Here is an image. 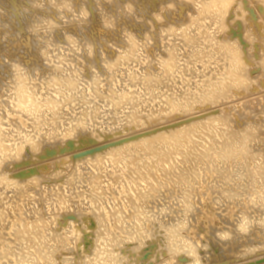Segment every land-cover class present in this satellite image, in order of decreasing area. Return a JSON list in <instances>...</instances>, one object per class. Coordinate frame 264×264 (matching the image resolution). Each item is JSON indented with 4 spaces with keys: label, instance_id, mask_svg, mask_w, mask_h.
<instances>
[{
    "label": "bare ground",
    "instance_id": "bare-ground-1",
    "mask_svg": "<svg viewBox=\"0 0 264 264\" xmlns=\"http://www.w3.org/2000/svg\"><path fill=\"white\" fill-rule=\"evenodd\" d=\"M10 1L11 0H5L4 2L2 1L3 3H1V11L3 12L7 10L5 12L7 15L8 9H10L13 16L11 20V14L7 15V17L9 16V19H5L6 23L3 24L7 26L6 28H8V26L9 29L10 27H12V29L15 30V34L19 37V40L17 39L18 42L26 45V48H28L29 50L32 49L31 54L35 56L37 62L39 61V58L41 59V62L39 61V63H36L35 61H33L32 63L29 62V64L25 60H22L19 61L18 64H15L16 62L13 61L15 66H12L13 64L10 61L11 63L6 64L5 69L7 70V65H10L9 72L12 70V68L14 70H17L16 72H20V74L16 73L15 71H11L10 73L15 72L13 73V77L15 75V78H17L18 76H22L21 82H25V80L29 81L32 79H36V77L38 76L43 79L42 82H45V85L46 83L48 85H50L51 83H58L59 86V83H61V85H63L61 88L63 92H60L58 90L59 87L57 90L60 92L59 95L62 97L60 100L63 102L64 99V102L63 106H60V109H63V111L61 112L60 109L55 111L54 107L56 108L58 106L59 108V100L55 101L56 98H51V96L49 97L48 95L44 94L45 90L43 94H36V90L35 94L33 95H35V99L40 98V100L37 99L38 102H40L35 105V102L33 100L31 101L28 99L29 96H27L26 98V96L23 95L26 88V86L24 88V82H22V85L24 83L23 89L21 88V86L14 87L15 91L24 90L21 93V96H24L26 98L25 99L24 97H20V92L18 91V94L14 93L17 95V97H20L19 99H21V101L19 102H16L17 100L15 101L16 103H18V105L15 104L17 107L19 106L18 109H15V106L11 107L8 102H5L6 105H10V109H8L9 111L6 110V114H4V112L3 114L5 115V117L8 114H12L13 118H11L12 124L10 125L9 130L5 133L4 130H6L7 127H4L8 123L4 124V122H2L4 118L3 114L0 116V139L5 138V140L12 142V140L9 139H12L14 136H18L17 138H20V140L18 139L20 142L15 143V145H5V143L2 141L1 142L4 144L0 143V194L1 191H7L13 194V196H9L10 199L6 203H4L5 201L3 203L2 201L0 202V235L4 238L2 241H0V264H264V58H262L264 56V0H210V3L204 4L206 5V8H204V6V10L202 12L201 10L200 12L198 11L200 14L205 13V17H208L213 21L212 24H214L216 28L210 31L204 30L205 24H201L200 22H198L200 21L199 19L201 17V15H198V12L196 13L197 16H189V18H186L190 19V21H188L189 24L191 23L190 25L188 24L189 26H194V23H199V26L196 25L198 26V32H195L194 28L192 32L190 30V32L186 33V30H184L183 33L185 34V36H183L181 39V45H183L184 47H189L191 49L193 48L194 50L192 52H189L187 56L183 57V54L181 53V50L183 48L181 46V48H179L176 53L173 52L171 48V50L168 49L169 51H165L166 56H164L165 54L161 57H158V55L155 56L156 58H161V60L162 58L165 60L166 57L172 56L173 54H175L176 57L174 56V62H164L162 60V63L160 64V72L157 70L150 71L148 69L150 72H147L148 74L146 75V77L144 75L145 78H143V80L146 81L142 82L141 80V84L139 81L140 86L142 87L143 85L142 92H144L145 95H149L151 97V94L155 92L156 89L162 87V85H164V82L166 83L165 79L169 77L174 78L175 74L178 73L179 75L181 74L178 79L180 80V83L183 87L182 95L177 97V93H173L172 97H169L172 101L171 104H173V109L169 114H158L153 117L147 112V114L139 115L136 119L137 122L135 121V123L136 127H138L137 124H139L138 120L140 119L139 121L142 122L143 125V128L141 129L137 128L133 129L132 131L131 126H134V122L133 125L120 124L121 126L119 128H116H118L119 132L121 131V135H119V132L117 133L119 135L118 137H120V139L123 138L124 140H122L121 142L113 141V143L111 141L115 137H113L114 135L111 136V134L116 133V128L112 129V124H109L107 122L112 121L114 118H118L115 116L120 110V103L116 100L117 98L119 99V97L121 98L122 96H126L130 93L128 89H126L127 87L137 86L138 81H136L135 79L136 75L132 74L131 78H126L129 82L128 83L126 81L128 83L125 86L126 88H124V86L122 87V89H120L121 87H115V89L118 90H112L110 89L112 87L110 85L109 90L112 91L111 94H108L110 92L109 90H106L108 85L105 81H102V78L104 77L103 75H105V72H113L116 67L118 68L120 55L115 56L117 55L116 53H118L117 51L114 53V56H111L112 52H108L109 54H111L109 55L111 56V58H108L107 53V60L104 61V63L106 62L107 67H105V69L103 67V69L105 70V72L103 71L104 74L101 75L102 73H100L99 75L98 71L95 72L94 70V73L92 74V71H90L89 73L92 74V76L90 75L91 78L89 79V81L82 74L80 68H77L78 72L76 73L78 74L73 75V71L69 75V72L65 73V68H60L61 66L57 67V65L54 66L45 64L46 57L49 54L51 55V52L54 53L55 48L54 50L52 49L54 45H50L49 39L46 43L44 41L43 43L42 41H40V37L35 36L34 38H31L29 36H26V29L35 30V27L31 25L32 21H30L29 14L39 13L41 16L43 15V22L46 23V26L47 24L54 26L55 20L58 19L55 18L59 17L56 15H62V11H60L59 9L61 8V5H66L72 0H15V4L12 2L13 5ZM124 1L125 0H123V2ZM81 2L83 3V1ZM93 2V0H90V3ZM126 2L128 6L129 4H131L130 6H140L141 9L142 5V8L144 9L146 0H126ZM86 3L89 4V1L86 0ZM98 3L100 2L98 1ZM124 4L126 3L124 2ZM178 4L179 3L177 0H158L156 4L158 5L156 6V12L151 9H149V11H153V17H155V13L156 15L161 17L160 15L166 11L165 7L169 6L167 11L170 10V12L168 13L171 14V11L179 10ZM92 7L93 6H90L89 8L91 9ZM118 7L120 8V6ZM132 7H130L129 11ZM89 8L85 7L82 12H84V15H86L85 20L91 19V23L93 17L90 18V14L93 10L91 9L90 12ZM53 9L56 13L54 15L53 12L52 17L51 12L53 11ZM132 12L136 14L133 10H131L129 14ZM141 12L144 14L143 11H140L139 13L142 14ZM145 14H147V12ZM174 14L175 13L173 12L172 15ZM158 16L157 19L159 20L156 21L157 23H159L158 21H160L159 24H161V21H163V17L159 18ZM13 18H15L16 21ZM60 18L62 17L60 16L58 21H61ZM150 19L151 18H149V20ZM163 19L165 20V18ZM99 20L101 19L99 18ZM151 22L152 19L150 23ZM150 23L149 25L152 24ZM207 23H209V21ZM94 25L95 24H93V26ZM239 25L243 26V30L240 31L241 33L237 31ZM122 26L125 27L124 25ZM72 27L74 28V26ZM82 27L83 26H81V30ZM104 27L102 28L103 30L105 29ZM165 27L166 26H164L163 24L162 27L159 25V29L161 28V32L165 30ZM77 28L80 29L79 26ZM85 28L83 30H85ZM131 28L129 27V29ZM152 28H149L152 30V32L157 34L161 33L160 30L159 32H157L158 28L154 29L153 26ZM201 28H203V31H201ZM123 29L124 28H122V30ZM72 31L73 30H71V32ZM77 31L80 32V30L78 29ZM111 32L113 33L112 30ZM128 32L130 33V31ZM148 32L150 33V30L147 31V33ZM147 33H145V35ZM125 34L128 35L127 32ZM204 34L207 35V37H205L206 35L204 36V40L206 42L203 47L204 49L202 50L205 52L203 53V55H200L197 53V51H201V49L199 48L204 44H202L201 41ZM68 35L70 34L68 33ZM147 36L145 37L146 43ZM108 37H110V34ZM161 37L159 38L160 40L162 39ZM63 38H65V40L69 38V42L72 39H70V36L67 38V35H64ZM80 38L83 39L82 43H84L85 34L84 38L82 36ZM121 38L124 39L125 36H122ZM136 38L135 40H137ZM141 38L143 39L144 37ZM149 38L150 34L148 39ZM131 39L133 41L132 36ZM159 39H157L158 42ZM91 40H93L92 37ZM91 40L89 39V42ZM141 40L138 39V41ZM152 40L153 38L151 39V41ZM108 41L111 42V39ZM112 44L113 43H111V46L109 44L108 45L112 48ZM85 45L89 47L90 44ZM100 45L101 43L99 44V46ZM114 45L115 44H113V46ZM125 45L127 46L128 43ZM93 46L91 45L92 48ZM139 46L141 47V45ZM91 47H89V49ZM116 47L117 45L115 46V48ZM111 48H109L110 51H112V49L113 51H115L114 48ZM119 48L120 47H118V49ZM4 49L6 48L0 45V55H2V51L4 53ZM106 50L108 49L106 48ZM123 50L124 48H122V50L120 49V51ZM129 51H131V49ZM101 52L102 51H100V58L102 57ZM124 52H127V49L126 51H123V53ZM5 53L4 55L6 56ZM91 54L94 55V52H91ZM180 54H182L181 58ZM93 55L91 57H93ZM8 56H10V54L7 55V58H9ZM71 56L73 55L68 56L67 59L72 60L73 57L71 58ZM91 57L87 56V58H89V62H92ZM207 57L208 59L210 57V60H204V58ZM63 58H66V55L65 57L63 56ZM82 58L83 61H86L84 60V57ZM100 58L98 59L99 61L102 60V58ZM75 59L77 60V57L74 58V60ZM166 59L168 60V58ZM212 59L215 62L226 61L227 59V63L225 62L226 65L223 68L224 74L226 76L229 75L230 78H227V80L225 79L226 81H216L219 86H221V84L222 86L220 87V91L217 93L215 92L216 94H214L213 97L210 96L212 95L211 92V94H204L206 86L201 85L200 83L197 84L193 88V92L195 95H199V93H202L200 97L201 101L199 103L195 102L196 104H193L192 102H194V100L192 101L191 98H187L189 97V95L193 94V92L191 91V82L194 81L193 78L197 76V74L205 76L204 74L208 73V71L206 73L205 70H202V67H206L208 62L213 61ZM10 60H13V56ZM74 60H72V62ZM72 62L70 64H72ZM85 63H87V66H89V63L87 61ZM92 63H95L96 65V62ZM158 63L159 61L157 62V64ZM44 64L46 66L45 68L43 67ZM82 64L84 63L81 62V66ZM101 64L100 66H105L104 64ZM190 65L194 67V70L200 71V73H196V71H194L193 68L190 67ZM87 66L85 65V67ZM75 67L73 68L75 69ZM96 67L98 66L96 65ZM96 67H94V69H97ZM71 68L72 67H70V69ZM88 68L90 69V66ZM19 69L20 71H18ZM120 69L123 68L120 67ZM255 69L260 70L257 73V75H260V78L254 76L253 70ZM4 70L3 72H5ZM188 71L191 72L188 73ZM6 76H8V73L4 75L5 78H8ZM126 76L128 77L129 75ZM79 77H81L82 79H79ZM113 77L115 78V76ZM163 77L165 78L162 79ZM108 78L109 77L106 75V81L110 82V78ZM12 80H14V78L11 79V81ZM17 80H14L12 83L16 82ZM5 82L9 84V81L7 82L6 79ZM210 82L214 83L211 80ZM210 82L208 81L206 85L208 84L209 86ZM6 83L1 82L0 84V101H2L0 103L3 104V107L5 105L3 101H7V99L11 97L10 96L7 98V96H9L10 94V91L9 89L7 90V88L10 87L11 90L13 88L12 86H9L10 84L8 85V87ZM104 83L107 86H105ZM111 84L113 83L111 82ZM36 85L40 86V83H37ZM252 89H259V94H256ZM120 91L122 94H120ZM118 92L120 95H117ZM6 93H8L7 96H5ZM47 93L49 94L50 92L47 91ZM142 95L143 93L139 94L136 99H134L133 97L131 98H133V101H143L147 103L145 99H142ZM4 96L6 99L3 98ZM1 97L4 100H2ZM31 97L33 98L32 95ZM234 98H236V100L238 101L235 104L233 103L231 106L228 105L231 103V100H234ZM14 99H16L15 96ZM27 99L29 100V102H32V104L29 103V106H26L28 102L25 103L26 101H28ZM24 100H26L24 102L25 104L22 105L21 102ZM98 100H101L105 104H114V107L112 106V111L111 109H107L108 107L105 106V104L103 105L107 110H109V114L107 113L109 117L107 116L108 118H106L109 120H104L105 115L102 116V113L106 111L102 109L101 101L99 102ZM15 102L13 101V104ZM51 103L54 104V107L50 106ZM148 103L147 105H149ZM2 104H0V106ZM136 104L137 103H135V105ZM64 105L69 106L67 107L68 110L64 109ZM76 105H79L80 111H78V109L75 107ZM218 105L222 106V108L220 107L217 109L216 107ZM8 106L6 107L8 108ZM49 106L51 109H53L50 110ZM198 106L203 107V109H200L199 111L196 110V107ZM75 108L77 109V112L75 114L73 112L72 114L71 111L73 109L75 110ZM213 108H216L217 111L215 110L213 112H209V109L211 110ZM101 110L104 112H102ZM207 111L209 112V114H207ZM203 113L206 114L198 117L199 114ZM110 114H112V116H110ZM62 115H68V118L63 119L64 121L62 126L65 127L64 129H62V126L59 128L57 125V118L62 117ZM101 116L104 117L103 121L101 119ZM5 119L3 121H5ZM210 119L215 120V125L213 126L216 130V133L220 135L219 132H221L222 136H224L225 138L222 137L224 139L223 142H221V146L217 145L219 147H214V149H216L217 151L212 149L213 152L211 151L209 153L204 151V153H201L205 156V158H210L208 159V162H205L208 163V166H201L198 165V162H195V160L196 158H198V156L200 157L202 155H200L199 153L196 158L193 157L194 155H197L198 152L196 151L199 148L198 146L200 144L194 145V142H192L191 140L192 138L188 139V135H190L191 130L195 129L196 127H202L204 123L205 125H207V123L208 125H211L210 121L207 122ZM153 120L156 121L152 123ZM123 121L120 122L123 123ZM149 124H152L151 127H148ZM100 125L102 126L100 127ZM43 126L45 128H43ZM125 126H128L129 129H125ZM236 126H238V128ZM203 127L202 129L204 130ZM209 127L207 128L209 129ZM39 128L45 129V133L40 132L42 134L40 135V138H38V141L33 140L34 137H37L35 136L36 134H40L35 133L37 132V130H40ZM235 128L238 129L239 132L235 130ZM60 129H62L61 131L63 132L65 131V134L61 133L59 131ZM198 130L200 129L198 128ZM21 133L23 134L22 136ZM192 133L194 134V131ZM19 135L21 137H19ZM105 139L108 142L110 141L112 144H108V142H106L104 144H107V147L105 145V148H102V142L100 143V141ZM211 139L213 138L211 137ZM96 141H98L101 145H99V143ZM188 142H190V144H188ZM96 143H98V145L101 146L100 148L102 149L95 150V147L97 146H95ZM89 144L93 145H91L92 148L95 146V152L89 154L90 158H92V161L103 163V157L105 155L114 157L116 156L118 160H121L123 158V170H127L128 174L126 171L127 175H124L127 182H120V185L118 187H115L114 189H111L109 186L108 188L107 186L105 188L101 180L102 177L100 175L89 178L90 181L83 180V182L88 185L84 186L86 193H95L96 195L102 193L98 192L99 190H103L105 196V198H99L97 196H94L93 194H87L86 196L90 197L91 199L89 200V203H84L80 196H75L72 193L68 195V186L73 185V178H71L70 180L68 176L74 175L82 170L84 166L83 164H85L84 161L86 160L85 156L87 157L88 154H86L85 156H77L75 160L74 158L70 159V156L66 157V155L68 156V154H65V157H63L64 154L61 152H63L70 146H88ZM171 146L175 151L178 150L177 152L180 155L185 156V161L182 160L181 163H183L185 166L190 167H184L181 169L176 167L180 170H178V175L172 177L173 180L172 178H170L171 175L169 176V178L174 181L173 183L170 179H166V176L168 177V174L172 172V168H170V165L172 164H169V167L167 168L165 163L168 159V156L166 157V160L163 156L165 148H167L168 152ZM195 146H197L198 148ZM141 147H150L151 150H156L158 156L162 152L163 153L160 155V159L159 157H157L158 160L153 162V165L148 164L149 166H146L145 163L140 162L143 160L141 157H133L135 150ZM194 148H197L195 151H193L196 153H192L194 154L192 155L191 152ZM201 148L205 147L203 146ZM79 149H76V151L79 152ZM82 149L80 151L84 150ZM201 150L199 149V151ZM171 152L170 155L173 153ZM57 155H62L63 158H61V160H59L60 158H58L57 160L56 157H59ZM166 155L168 154L166 153ZM162 157L164 158V161L162 160ZM134 158L139 161L135 160ZM202 159L205 160L203 156ZM169 160L170 159H168L167 163H170ZM180 160L181 159H179V162ZM42 161L49 162H46L47 164L44 163L45 165H43L41 163ZM38 162H40L43 166L38 167ZM20 164L22 168L23 166H26V168L28 169L26 172L18 175L19 173L17 171L19 169H22L21 167H19V169L17 168ZM69 172H71L72 174L69 175ZM61 173H63V175ZM134 173L137 174V176L134 177ZM81 176H84V174H81ZM62 178L65 179L67 184L69 183L68 186L67 184H65L67 186L66 189L68 188V191H61V188H64L62 187V183L61 188H59V192H57L58 190L54 189L57 193H55V191L54 193H52V191L49 189V186L52 183L55 184V182H58ZM138 179H140L141 182H144V184H138ZM35 181V186H37L38 188L33 191L32 186ZM134 183H137V187L135 186L136 188H133ZM54 184H52V186ZM59 185L60 183L58 184V187ZM55 187L56 186L54 185L53 188ZM138 188L139 190L136 191V189ZM108 189H110V191H114V194L118 195L119 197L117 198H119L120 200L113 207V212L109 210V207L107 209L108 205L106 202V195L109 193ZM49 190L52 193H50V195H48ZM85 192L83 194H85ZM110 198L112 197L110 196ZM150 199H152V203H154L151 210H153L154 207L158 210L157 213L154 212L156 213V215L152 214L154 217H149L148 215L146 216V213L149 211V207H146V205L150 203ZM110 200L108 199V201ZM206 206H209L211 210H207L205 208ZM123 208H127V210L129 211L130 209L128 208L134 210L130 212L127 211L129 215H122L121 217H118L119 215L116 214L118 212L123 213ZM21 215H25L27 218L23 216L25 219L22 220L20 217ZM112 216H115V221L113 220L114 222H112V224H109L111 222ZM6 217L12 218V220L8 221ZM127 218H131L133 219V221H131L132 224L130 225L131 230H125L124 232V228L116 223L124 222ZM113 223H115V225H113ZM78 225H82L84 230L83 232H81V230L79 229L82 235L81 237H84L83 240H80L81 238L78 239L79 244L78 241H76L77 238H79V232L77 228ZM37 232H42L40 234V237L39 235H37ZM4 235H7L8 237H4ZM24 235H27L28 237L25 238ZM24 239L26 240L25 242H23ZM82 242H89L90 245L86 246L82 244ZM23 243L29 244L24 246Z\"/></svg>",
    "mask_w": 264,
    "mask_h": 264
},
{
    "label": "rangeland",
    "instance_id": "rangeland-1",
    "mask_svg": "<svg viewBox=\"0 0 264 264\" xmlns=\"http://www.w3.org/2000/svg\"><path fill=\"white\" fill-rule=\"evenodd\" d=\"M5 1V0H0V7H1V3H3V2ZM14 1L15 0H11L10 2L12 3H14ZM81 1H83V3L81 2ZM87 1H89V4L88 3H86V0H72V1H70L68 4H66V5H61V8H59L60 9V11H62V15L61 14H58V15H56V16H61L62 18H60L61 19V21H58L59 20V17H56L55 19H57V20H55V23H54V26L53 25H48L47 24V26H46V23L45 22H43V15L41 16L39 13H34V14H29V16H30V21H32V24L31 25H33L34 27H35V30H30V29H26V31H25V34H26V36H29V37H31V38H34L35 36H37V37H40L41 39H40V41H44L45 43L48 41V39H49V43H50V45L51 46H53V50H54V48H55V50H54V53L53 52H51V55L49 54L47 57H46V60H45V64H49V65H57V67H59V66H61L60 68L61 69H64L65 70V73H68L69 75H70V73L71 72H73L74 71V73H72L73 75H76V74H78V73H76V72H78L77 71V68L79 69L80 68V71L82 72V74L88 79V81H89V79L91 78L90 77V75L92 76V74L94 73L93 72V70L95 71V72H97L98 71V74L100 75V73H102L101 75H103L104 74V72H105V67H107V65H106V62L104 63V61L105 60H107V53L109 52V53H111V54H109L108 53V58H111V56H114V53L117 51L118 53H116L117 55H115V56H118V55H120V59H119V65H118V68L116 67V69L111 73V72H108L109 74H110V76H109V74L108 73H106L105 72V75H103L102 77V81L104 82H106V84L108 85H106L105 83V86H107V89L106 90H109V88H110V85L112 86L110 89H112V90H118V89H115V87L117 88V87H121L120 89H122V87L124 86V88H126L125 86H126V84H128L129 82L127 81V79L126 78H131L132 77V74H134V75H136V81H138V83H137V86H132V87H127L126 89H128V91L130 92L129 94H127L126 96L124 95V96H122L121 98L119 97V99L117 98V100L116 101H119V107H120V110H119V112L117 113L118 114V116H117V114H116V116L115 117H118V118H114L112 121H106L107 123H109V124H112V129L113 128H116V127H120L121 125L120 124H129V125H133V122H134V126H131V130L133 131V129H141V128H143V125H142V122H140L139 120H138V123L140 124V126H139V124H137L138 125V127H136V123H135V121L137 122V117L139 116V115H143V114H147V112H148V114L149 115H152L153 117L154 116H156V115H158V114H162V115H166V114H169V113H171V110L173 109V104H171V100H170V96L172 97V94L173 93H177V97H179L180 95H182V92H183V87H182V85H181V83H180V80L178 79L179 78V76L181 75H179L178 73H176L175 74V77L173 78V77H169V78H167V79H165L166 80V83L164 82L163 84L164 85H162V87H160V88H158V89H156L155 90V92H153L152 94H151V97L149 96V95H145V93L144 92H142V88H143V85H142V87L140 86V84H141V80H142V82H144V81H146V80H143V78H145L146 77V75L148 74L147 72H150V71H152V70H154V71H159L160 72V68H161V61L163 60L164 62H170V61H173L174 62V56H175V54H173L172 56H169L170 58H171V60H170V58L169 57H166V58H168V60L165 58V60L162 58V60H161V58H158L159 56L161 57L162 55H164V56H166V53H165V51H167L168 49L169 50H171V48H172V51L173 52H177V50L179 49V48H181V46H182V50H181V53L183 54V57H185V56H187L188 55V53L189 52H192L194 49L192 48H189V47H184L183 45H181V43H182V41H181V39H182V37L183 36H185V34L183 33L184 32V30H186V33L187 32H190V30H191V32H192V30H193V28H194V30H195V32H198V26H199V23H197V24H195L194 23V26L193 25H191V26H189L190 24H189V22L188 21H190V19H186V18H189V16L191 17V16H197L196 15V13L199 11L200 12V10H201V12L204 10V8H206V5H204V4H207V3H210V0H177L178 1V9L179 10H175V11H171L172 13L170 14V13H168V12H170V10L169 11H167L168 10V7H165V9H166V11L165 12H163L160 16L161 17H159L158 15H156V13L154 14V16L155 17H153L152 16V14H153V11L154 12H156L155 10H157V7L156 6H158V5H156L157 4V2H158V0H146V3H145V6H144V4H143V6H144V9L142 8V5H141V9H140V6H130L131 4H129V6H128V4H127V2H126V0L124 1L126 4H124V2H123V0H96V2H95V0H93L94 2L93 3H90V0H87ZM98 1L100 2V3H98ZM151 1V2H150ZM153 1V2H152ZM9 2V3H10ZM110 2V3H109ZM148 2H149V4H148ZM13 3H12V5H13ZM156 3V4H155ZM182 3V4H181ZM15 4V3H14ZM72 4V5H71ZM91 4V5H90ZM147 4V5H146ZM84 5V6H83ZM93 6L91 9L93 10L92 12H91V9L89 8L90 6ZM100 5V6H99ZM117 5V6H116ZM122 5V6H121ZM149 5H150V7H149ZM154 6V8H153V6ZM78 8H77V7ZM89 6V7H88ZM107 6V7H106ZM118 6H120V8L118 7ZM181 6V7H180ZM205 6V7H204ZM67 7V8H66ZM80 7V8H79ZM85 7H87V8H89V11L91 12V14H90V18H92V21H91V23H90V20L91 19H89V20H85L86 19V15H84L85 13L84 12H82V10L85 8ZM96 7H97V9H96ZM130 7H132L131 8V10H133V11H135V13L136 14H134V12H132V13H130L129 14V12H131V10L129 11V9H130ZM136 9H135V8ZM204 7V8H203ZM76 8V9H75ZM134 8V9H133ZM138 8V9H137ZM181 8V9H180ZM64 9V10H63ZM139 9H140V11H143L144 12V14L142 13V14H140L139 12ZM143 9V10H142ZM149 9H151V10H153V11H149ZM10 9H8V12H7V15H9V14H11V10L9 11ZM96 10H98V11H96ZM100 10H101V12H100ZM106 10V11H105ZM109 10V11H108ZM147 10V11H146ZM196 10V11H195ZM7 10H5V11H1V9H0V45L1 46H3L4 48H6V49H4V53L5 52H8V53H5L6 54V56L4 55V53H3V51L1 52L2 53V55H0V84H1V82L2 83H6L5 82V79H6V81L8 82L9 81V84L8 83H6L7 84V86L9 85V86H12L13 88H12V90H11V88L9 87V88H7V90L9 89V91H10V94H9V96H7L8 95V93H6V95L5 96H7V98L8 97H10V98H8L7 99V101H3V103L5 104L4 105V107L6 108H4L3 107V104L2 103H0V104H2L1 106H0V112H1V114H0V116L3 114V112H4V114H6L7 113V111L6 110H8V109H10L9 107H10V105H11V107H14L15 109H18V107L16 106V105H18V103H16V102H19V101H21V99H19L20 97H24V96H21L22 94V92L24 91H20V90H14V87H20L21 86V88L23 89V85H24V83H25V85H24V88H25V86H26V88H25V91H24V93H23V95H25L26 96V98H27V96H29L28 97V99L29 100H33L34 102H35V105H37L39 102H38V100L37 99H39L40 100V98H36L35 99V95H33V94H35V92H36V90H37V92H36V94L37 93H42L43 94V92H44V90H45V92H44V94H46V95H48L49 97L51 96V98H56L55 99V101H58L59 100V102H58V105H59V108H58V106L55 108L54 107V104H52V103H55V102H52L51 104H50V106L51 107H54V109H55V111L56 110H58V109H60V106H63V102H64V99H63V102L60 100L62 97L59 95L60 94V92L62 91L63 92V90L61 89L62 88V86L63 85H61V83H59L60 85L58 86V83H51L50 85H48L47 83H46V85H48V86H50V87H48V86H46L45 85V82H42V80L43 79H41L40 77H36V79H32V80H25V82L24 81H22V82H24L23 83V85H22V82H21V80H22V76H18L17 78H18V80H17V78H15V75H14V77H13V73H15L17 70H14L12 67V70L11 71H15V72H13V73H10L9 72V67H10V65H7V70H8V72H7V70L5 69V67H6V64H10L11 62H12V66H15V64H18V62L19 61H22V60H25L26 62H30V63H32L33 61H35L36 63H39V61L41 62V59L39 58V61L37 62V59L35 58V56L33 55V54H31L32 53V49H28V48H26V45H24L23 43H21V42H18V40H19V37L15 34V30H13L12 29V27H10V29H12V30H10L9 29V26H8V28H6L7 26L6 25H4L3 23H6V20L5 19H9L8 17H7V15H6V12ZM103 11V12H102ZM129 11V12H128ZM147 12V14L150 16H148L147 14H145L146 12ZM178 11H179V13H178ZM184 11V12H183ZM53 12H54V15H55V10L53 9V11L50 13L51 14V16L53 17ZM93 12H95V13H93ZM107 12V13H106ZM138 12V13H137ZM149 12V13H148ZM150 12H152V13H150ZM167 12V13H166ZM173 12L175 13L174 15H172L173 14ZM177 12V13H176ZM198 12V13H199ZM2 13H5V14H2ZM93 13V14H92ZM100 13V14H99ZM119 13V14H118ZM65 14V15H64ZM109 14V15H108ZM165 14V15H164ZM3 15H4V17H3ZM97 15V16H96ZM103 15V16H102ZM107 15V16H106ZM168 15V16H167ZM170 15V16H169ZM198 15H201V17H200V21H198V22H200L201 24H205L204 25V27H205V29L204 30H207V31H210V30H214L215 28H216V26L214 25V24H212V20L210 19V18H208V17H205L206 16V14L204 13H199ZM123 16H124V18H123ZM143 16H145V17H143ZM148 16V17H147ZM152 16V17H151ZM157 16L159 17V18H165V20L162 18V20L164 21V23H163V21H161V24H159L160 23V21H158L159 23H157V21L156 20H159V19H157ZM167 16V17H166ZM186 16H188V17H186ZM2 17H3V19H2ZM12 14L10 15V19L12 20ZM94 17H95V19H94ZM98 17V18H97ZM105 17V18H104ZM142 17H143V19H142ZM177 17V18H176ZM205 17V18H204ZM99 18L101 19V20H99ZM116 18V19H115ZM126 18V19H125ZM140 18V19H139ZM149 18H151L152 19V24L150 23V21H151V19L149 20ZM171 20H170V19ZM182 18V19H181ZM13 19H15V18H13ZM83 19H84V21H83ZM139 19V20H138ZM175 19V20H174ZM5 22H4V21ZM104 20V21H103ZM146 20H147V22H146ZM149 20V21H148ZM182 20V21H181ZM14 21V20H13ZM15 21H16V19H15ZM75 21V22H74ZM95 21V22H94ZM99 21V22H98ZM107 21H109L110 22V24H109V22H107ZM135 21V22H134ZM142 21H143V23H142ZM168 21V22H167ZM209 21V23H207ZM58 22V23H57ZM77 22V23H76ZM113 22V23H112ZM69 23V24H68ZM71 23V24H70ZM80 23V24H79ZM84 23V24H83ZM87 23H90V24H87ZM105 23H106V25H105ZM130 23V24H129ZM149 23L151 24V25H149ZM178 23V24H177ZM74 24V25H73ZM77 24V25H76ZM93 24H95L94 26H93ZM103 24V25H102ZM121 24V25H120ZM162 24L164 25V26H166L164 29L165 30H163L162 32H161V28L159 29V25L162 27ZM189 24V25H188ZM67 25V26H66ZM74 26V28L72 27V26ZM102 27H101V26ZM107 25H108V28H107ZM122 25H124L125 27H123ZM149 25V26H148ZM196 25H198V26H196ZM5 28H4V27ZM51 27V28H49V27ZM79 26L80 27V29L79 28H77V27ZM81 26H83L82 27V30H81ZM105 26V27H104ZM152 26L154 27V29L156 28H158V31L157 30H155V31H157V32H159V30H160V32L161 33H154V32H152V30L151 29H149V28H152ZM173 26H175V27H172ZM53 27V28H52ZM86 27V28H85ZM101 27V28H100ZM105 28L104 30L102 29V28ZM111 27V28H110ZM121 27V28H120ZM129 27L131 28V27H133V28H131V29H129ZM85 28V30H83ZM107 28V29H106ZM116 28V29H115ZM122 28H124L123 30H122ZM125 28H126V30H125ZM135 28V29H134ZM192 28V29H191ZM208 28V29H207ZM243 28V26H241V25H239L238 26V32L239 33H241L240 31L241 30H243L242 29ZM69 29V30H68ZM77 29L78 30H80V32L79 31H77ZM90 29H92V30H90ZM110 29V30H109ZM119 29V30H118ZM128 29V30H127ZM153 29V28H152ZM65 30H66V32H65ZM71 30H73L72 32H71ZM87 30V31H86ZM95 30V31H94ZM103 30V31H102ZM106 30H108V31H106ZM111 30L113 31V33L111 32ZM116 30V31H115ZM131 30H132V32H131ZM133 30H136V31H133ZM146 30V31H145ZM150 30V33L148 32L147 33V31H149ZM82 31V32H81ZM99 31H101V32H99ZM117 31H118V35H117ZM125 31V32H124ZM128 31H130V33L128 32ZM201 31H203V28H201ZM76 32V33H75ZM90 32V33H89ZM92 32V33H91ZM127 32V34L128 35H126L125 33ZM134 32H137V33H134ZM147 33L148 34V36H147V34L145 35V33ZM61 33H62V35H61ZM68 33L70 34V35H68ZM80 33V34H79ZM105 33V34H104ZM110 34V37H108L109 36V34ZM144 33V34H143ZM67 35V38L70 36V42H69V38L68 39H66L65 40V38H63V36L64 35ZM74 34H76V35H74ZM84 34H85V41H86V39H87V41L85 42L84 41V43H82L83 42V39L82 38H80L81 36L84 38ZM97 34H101L100 36L99 35H97ZM108 34V35H107ZM112 34V35H111ZM129 34H130V36H129ZM132 34H134V35H132ZM149 34H150V41H151V39L153 38V40L150 42L149 41V39H148V37H149ZM161 34V35H160ZM72 35H74V36H72ZM80 35V36H79ZM93 35V36H92ZM95 35V36H94ZM97 35V36H96ZM103 35V36H102ZM136 35H137V38H136ZM144 35V36H143ZM157 35V36H156ZM160 35V36H159ZM163 35V36H162ZM206 34H204L203 35V37H202V39H201V41H202V44H203V46H201L199 49H201V51H197V53L198 54H200V55H203V53L205 52V51H202L204 48V45H205V38H204V36H205ZM17 36V37H16ZM49 36V37H48ZM51 36V37H50ZM61 36V37H60ZM79 37V39H78V37ZM113 36V37H112ZM117 36V37H116ZM124 37L125 36V38L126 39H128V40H126L125 38L123 39V38H121V37ZM128 36V37H127ZM131 36H132V38H133V41H132V39H131ZM147 36V39H146V41H147V43H148V41H149V43L147 44L146 42H145V37ZM162 36V37H161ZM44 37V38H43ZM59 37V38H58ZM75 37H77V38H75ZM91 37H92V39L93 40H91ZM100 37H102V38H100ZM105 37V38H104ZM115 37V38H114ZM120 39H119V38ZM130 37V38H129ZM137 39V40H135V38ZM141 37H144L143 39L141 38ZM162 38L161 40L159 39V38ZM175 37H178V38H175ZM205 37H207V35L205 36ZM51 38V39H50ZM97 38V39H96ZM98 38H100L101 40H103V41H101L100 39H98ZM109 38V39H108ZM113 38V39H112ZM155 38V39H154ZM159 39V42H158V40L157 39ZM18 39V40H17ZM54 39V40H53ZM58 39V40H57ZM89 39L91 40L90 42H89ZM94 39H96V40H94ZM111 39V42L110 41H108V40H110ZM116 39V40H115ZM121 39H123V40H121ZM138 39L139 40H141V41H138ZM178 39V40H177ZM99 40V41H98ZM115 40V41H114ZM53 43H52V42ZM117 41V42H116ZM120 41V42H119ZM123 41V42H122ZM126 41H127V43H128V45L126 46L125 44H127L126 43ZM135 41H136V43H135ZM138 41V42H137ZM143 41V42H142ZM43 42V43H44ZM92 42H94V43H92ZM108 42V43H107ZM143 43V45L145 46H143L142 45V43ZM152 42H155V43H152ZM56 43V44H55ZM101 43V45L99 46V44ZM105 43V44H104ZM111 43H113V44H115L114 46H113V44H112V48H114V50L115 51H113V49L110 47L111 46ZM121 45H120V44ZM139 43V44H138ZM145 43V44H144ZM151 43V44H150ZM85 44H87V45H89V47H91V45L93 46V44H94V46H93V48L91 49H89V47L88 46H86ZM110 46H109V45ZM124 44V45H123ZM130 44H131V46H130ZM134 44V45H133ZM150 44V45H149ZM157 44H158V46H157ZM159 44H160V46H159ZM56 45V46H55ZM97 45V46H96ZM105 45V46H104ZM117 45V47L115 48V46ZM139 45H141V47L139 46ZM148 45V46H147ZM175 45V46H174ZM125 46H126V48H125ZM130 46V47H129ZM133 46H135V47H133ZM155 46V47H154ZM87 47V48H86ZM96 47H97V49L98 50H100V51H102L101 52V58H102V60L101 61H99L98 59L100 58V51H98L97 49H96ZM118 47H120L119 49H118ZM124 48V50L123 51H126V49H127V52H124L123 53V51H120V49L122 50V48ZM129 47V48H128ZM132 47H133V51H132ZM140 47V48H139ZM148 47V48H147ZM95 48V49H94ZM106 48L108 49V50H106ZM109 48H111L112 49V51H110L109 50ZM143 48V49H142ZM154 50H153V49ZM155 48H156V50H155ZM158 48V49H157ZM103 49H104V52H103ZM118 49V50H117ZM131 49V51H129ZM6 50H8V51H6ZM69 50V51H68ZM87 50V51H86ZM146 50V51H145ZM154 52H152V51ZM161 50V51H160ZM168 50V51H169ZM175 50V51H174ZM56 51V52H55ZM107 51V52H106ZM145 51V52H144ZM152 53H151V52ZM163 51V52H162ZM91 52H94V55L93 54H91ZM96 52V53H95ZM98 52V53H97ZM105 52H106V54H105ZM121 52V53H120ZM128 52H130V53H128ZM157 52V53H156ZM103 53V54H102ZM151 54V56H150V54ZM160 53V54H159ZM8 54H10V56H8L10 59H12V56H13V60H10L9 58H7V55ZM31 54V55H30ZM56 54H59V55H56ZM65 57V55H66V58H63V56ZM90 54V55H89ZM122 54V55H121ZM152 54H153V56L155 57V56H157L158 55V57L155 59L153 56H152ZM182 54H180L181 56H180V58L182 57ZM70 56V55H73V56H71V58L73 57V59L72 60H74V58H76L77 57V60L75 61H73L72 62V60H71V62H72V64H70L71 62H70V60H68L67 58H68V56ZM81 55V56H80ZM92 56L93 55V57H91L92 58V62H96V65L98 66V67H96V65H95V63H92V62H89V58H87V56ZM97 55V56H96ZM109 55H111V56H109ZM5 56V57H4ZM59 56V57H58ZM76 56V57H75ZM95 56V57H94ZM79 57V58H78ZM82 57H84V60H86L89 64V66H90V69L88 68L89 66H87V63H85L86 61H83V58ZM97 57H99V58H97ZM106 57V58H105ZM176 57V56H175ZM28 58H29V60H28ZM34 58V59H33ZM63 58V59H62ZM90 58V59H91ZM95 60H94V59ZM100 58V59H101ZM154 58V59H153ZM262 58H264V56L262 57ZM31 59H32V61H31ZM49 59V60H48ZM67 60L68 61V63H67V61H65V60ZM79 59V60H78ZM207 59H208V57L207 58H204V60H206L207 61ZM61 60V61H60ZM65 62H64V61ZM82 60V61H81ZM94 60V61H93ZM154 60V61H153ZM208 60H210V57H209V59ZM213 60V59H212ZM11 61V62H10ZM13 61H15L16 63L14 64L13 63ZM52 61V62H51ZM78 61V62H77ZM82 63H84V64H82V66H81V62ZM99 61V62H98ZM102 61H103V63H102ZM122 61V62H121ZM159 61V63L157 64V62ZM226 61H227V59H226ZM226 61H217V62H215L214 60L213 61H211V62H208L207 63V66L206 67H202V70H205L206 71V73H207V71H208V73L207 74H204L205 76H202L201 74H197V76H195L193 79H194V81H192L191 82V87H192V92H193V88L197 85V84H201V85H204V86H206L205 87V95L206 94H208V93H212V95H210L211 97H213V95L214 94H216L217 92H219L220 91V87L222 86V84H221V86H219L217 83H216V81H222V80H227V78H230V76L229 75H225L224 74V68L223 67H225V62ZM59 62V63H58ZM80 62V63H79ZM126 62V63H125ZM29 63V64H30ZM53 63V64H52ZM58 63V64H57ZM61 63H63V64H61ZM90 63H91V65L92 64H94V65H90ZM102 63V64H101ZM124 63H125V65H124ZM180 63H182V62H180ZM227 63V62H226ZM45 64H44V68L46 67L45 66ZM61 64V65H60ZM66 64V65H65ZM74 64H76V65H74ZM100 64L101 65H105V66H100ZM210 64H211V66H210ZM71 65V66H70ZM85 65L87 66V67H85ZM122 65V66H121ZM158 65V66H157ZM75 66H77V67H75ZM81 66V67H80ZM83 66H84V68H83ZM96 67L97 69H94V67ZM215 66V67H214ZM63 67V68H62ZM69 67V68H68ZM70 67H72L71 69H70ZM73 67H75V69L73 68ZM100 67V68H99ZM103 67H104V69H103ZM120 67L121 68H123V69H120ZM190 67H192L193 68V70H194V67L192 66V65H190ZM91 68H92V70H91ZM5 69V70H4ZM67 69H69V70H67ZM120 69V70H119ZM150 71H149V70ZM220 69V70H219ZM3 70L5 71V72H3ZM67 70V71H66ZM84 70V71H83ZM193 70H191V71H193ZM18 71H20V69L18 70ZM90 71H92L91 73L92 74H90L89 72ZM104 71V72H103ZM108 71H110V70H108ZM118 71V72H117ZM191 71H188V73L189 72H191ZM194 71H196V73H200V71H198V70H194ZM260 70L259 69H255V70H253V73H254V76H257L258 78H260V75H257V73L259 72ZM87 72V73H86ZM6 73H8V76H6V77H8V78H5L4 77V75L6 74ZM10 73V74H9ZM16 73H18V74H20V72H16ZM21 73H22V71H21ZM86 73V74H85ZM126 73V74H125ZM4 74V75H3ZM71 74V75H72ZM79 74H80V72H79ZM215 74V75H214ZM224 74V75H223ZM2 75H3V77H4V80H3V77H2ZM11 75H12V77H11ZM108 76L109 78V80H110V82L109 81H106L107 79H105V76ZM121 75V76H120ZM126 75H129L128 77L126 76ZM139 75V76H138ZM142 75V76H141ZM144 75H145V77H144ZM192 75V74H191ZM199 75H201V76H199ZM111 76H112V78H111ZM113 76H115V78L113 77ZM211 76V77H210ZM214 76V77H213ZM225 76V77H224ZM2 77V78H1ZM76 77V76H75ZM125 77V78H124ZM221 78V79H219V78ZM14 78V80H17L16 82H14V83H12L14 80H12L11 81V79H13ZM85 78V79H86ZM165 77H163L162 79H164ZM199 78V79H198ZM202 78V79H201ZM217 78V79H216ZM1 79H2V81H1ZM38 79V80H37ZM79 79H82L81 77H79ZM86 79V80H87ZM114 79V80H113ZM116 79V80H115ZM123 79H124V81H123ZM172 79V80H171ZM174 79H176V80H174ZM197 79H198V81H197ZM23 80H24V78H23ZM200 80V81H199ZM202 80V81H201ZM205 80V81H204ZM210 80L212 81V82H214V83H211L210 82ZM225 80V81H226ZM28 83H27V82ZM31 81V82H30ZM123 81V82H122ZM128 83H127V82ZM139 81H140V84H139ZM171 81V82H170ZM210 82L209 83V86H208V84L206 85V83L207 82ZM18 82V83H17ZM20 82V83H19ZM30 82V83H29ZM103 82H102V84H103ZM111 82L114 84H111ZM16 83V84H15ZM37 83H40V86L39 85H36ZM49 83V82H48ZM118 83V84H117ZM13 84V85H12ZM18 84V85H17ZM28 84V85H27ZM33 84H34V86H33ZM55 84V85H54ZM168 84V85H167ZM170 84V85H169ZM212 84V85H211ZM217 84V85H216ZM17 85V86H16ZM118 85V86H117ZM158 85V84H157ZM215 85V86H214ZM36 86V87H35ZM53 86V87H52ZM102 86H104V85H102ZM169 86V87H168ZM218 86V87H217ZM35 87V88H34ZM55 87H56V89H55ZM58 87H59V89H58ZM140 87V88H139ZM210 87V88H209ZM217 87V88H216ZM32 88V89H31ZM46 88H47V90H46ZM139 88V89H138ZM200 88V87H199ZM215 88V89H214ZM247 88V87H246ZM16 89V88H15ZM60 91H58V90ZM170 89V90H169ZM204 89V88H203ZM209 89V90H208ZM32 90V91H31ZM111 90V91H112ZM180 90V91H179ZM207 90V91H206ZM256 94H259V89H252ZM8 91V92H9ZM20 92V94H19V96L17 97V95L16 94H14V93H17L18 94V92ZM29 91V92H28ZM47 91H49L50 93L48 94L47 93ZM52 91V92H51ZM65 91V90H64ZM67 91V90H66ZM110 91V90H109ZM108 91V92H109ZM111 91L108 93V94H111ZM123 91V90H122ZM132 91V92H131ZM7 92V91H6ZM32 92V93H31ZM34 92V93H33ZM53 92H54V94H53ZM69 92V91H68ZM160 92H161V94H160ZM162 92H163V94H162ZM216 92V93H215ZM258 92V93H257ZM132 93V94H131ZM143 93V95H142V99L144 100H146L147 101V103L150 105H147V103L146 102H143V101H133L132 99L134 98V99H136L137 97H138V95L139 94H142ZM179 93V94H178ZM210 93V94H211ZM27 94V95H26ZM30 94V95H29ZM53 94V95H52ZM120 94H122L121 93V91H120ZM119 94V92H118V94L117 95H120ZM167 94V95H166ZM202 94V93H201ZM201 94L199 93V95H195L194 94V92H193V94L192 95H189V97H187V98H191V100L193 101L194 100V102H192L193 104H196V103H199L200 101H201ZM255 94V95H256ZM261 94V93H260ZM31 95L33 96V98L35 99H33L32 97H31ZM45 95V96H46ZM5 96L3 97V98H5ZM13 96V97H12ZM14 96L16 97V99H14ZM37 96V95H36ZM53 96V97H52ZM58 96V97H57ZM135 96V97H134ZM159 96H160V98H159ZM191 96V97H190ZM196 96V97H195ZM198 96V97H197ZM30 97H31V99H30ZM48 97V98H49ZM131 97H133V98H131ZM194 97V98H193ZM2 98V97H1ZM2 98V100H4ZM25 98V97H24ZM23 98V99H24ZM25 98V99H26ZM150 98V99H149ZM169 98V99H168ZM196 98H198V99H196ZM200 98V99H199ZM6 99V98H5ZM27 99V100H28ZM132 101H131V100ZM172 99V98H171ZM1 100V99H0ZM17 100V101H16ZM29 100L28 101H26V100H24V101H22L21 102V104L23 105V104H25V103H27L26 104V106L28 105L29 106V103L30 104H32V102L30 101L29 102ZM121 100V101H120ZM124 100V101H123ZM149 100H151V101H149ZM170 100V101H169ZM13 101L15 102L14 104H13ZM26 101V102H25ZM61 101V102H60ZM97 101V100H96ZM99 102L101 101V100H98ZM153 101V102H152ZM235 101V102H234ZM238 100H236V98H234V100H231L229 103L230 104H228V105H232L233 103L235 104L236 102H237ZM0 102H2V101H0ZM8 102V104H10L9 106H8V104L6 105V103ZM25 102V103H24ZM132 102V103H131ZM142 102V103H141ZM151 102V103H150ZM196 102V103H195ZM135 103H137L136 105H135ZM145 103V104H144ZM158 103V104H157ZM161 103V104H160ZM16 104V105H15ZM65 104H66V102H65ZM105 103L104 102H102L101 101V105H102V109L104 110V111H106V112H104V111H102V112H104V113H102V116L103 115H105L104 117H102L101 119H102V121H103V118H104V120H109V119H106V118H108L109 116L107 115V113L109 114V110H107V109H111V111L113 110V107H114V104L113 105H109V104H105V106H107L108 108L106 109V107H104L103 105H104ZM130 104H132V105H130ZM20 105V104H19ZM33 105H34V103H33ZM32 105V106H33ZM109 105V106H108ZM141 105V106H140ZM6 106H8V108L6 107ZM50 106H49V109L50 110H52L51 108H50ZM93 106V105H92ZM111 106V107H110ZM113 106V107H112ZM134 108H133V107ZM210 106V105H209ZM17 107V108H16ZM64 109H67L68 110V108L67 107H69V106H66V105H64ZM77 109H78V111H80V109H79V105H76L75 106ZM110 107V108H109ZM139 107H140V109H139ZM222 108V106H217L216 108L218 109V108ZM3 108H4V110L6 111H4L3 110ZM75 108V110L73 111H71V113L73 114V112H74V114L77 112V109ZM137 108V109H136ZM151 108V109H150ZM205 108H207V107H205ZM209 109V112H213V111H217V109ZM11 109H13V108H11ZM142 109V110H141ZM200 109H203V107H200V106H198V107H196V110H200ZM48 110V109H47ZM61 110V112L63 111V109H60ZM9 111V110H8ZM49 111V110H48ZM47 111V112H48ZM122 113H121V112ZM140 111H142V112H140ZM136 112V113H135ZM208 112V111H207ZM206 112V113H207ZM209 112L207 113V114H209ZM70 113V114H71ZM206 113H203V114H199L198 115V117H200V116H202V115H204V114H206ZM3 114V115H4ZM185 114H188V113H185ZM7 116H8V118H7ZM68 116V115H67ZM66 115H62V117H59V118H57V125H58V127L60 128L61 126H62V124H63V119L64 118H68ZM108 116V117H107ZM110 116H112V114H110ZM4 118H3V120L5 119V121H3L2 120V122H4V124L5 123H8V124H6V125H8V126H6L5 125V127L4 128H6V130H4L5 131V133L9 130V127H10V125L12 124V122H11V118H13V115L12 114H8V115H6V117H5V115L3 116ZM70 117H71V115H70ZM196 117H197V115H196ZM122 118V119H121ZM10 121H9V120ZM121 119V120H120ZM8 120V121H7ZM123 120H125V121H123ZM120 121H123V123H121ZM156 121V120H155ZM154 120H153V122L152 123H154L155 122ZM210 121V123H211V125L209 124L208 125V123L207 122H209ZM212 121H213V123H212ZM11 122V123H10ZM105 122V121H104ZM206 123H207V125H205V123L203 124V128H204V130L202 129V127H198L200 130H198V128L196 127L195 129H193V130H191V133H190V135H188L189 137H188V139H191L192 140V142H194L193 144L194 145H199L198 147L197 146H195V147H197V148H194L193 150H192V152H191V154L192 153H196V152H198L197 153V155H194V154H192V155H194L193 157H197L198 155H199V153H200V155H202L201 153H204V151L205 152H213V150L212 149H214V147H219V146H221V142H223V139L225 138L224 136H222V134H221V132H219L220 133V135H218V133H216V130H215V128H214V126L213 125H215L214 123H215V120L213 119V120H208ZM59 123V124H58ZM97 123V122H96ZM119 123V124H118ZM152 125V124H151ZM151 125L149 124L148 125V127H151ZM102 125H100V127H101ZM163 126V125H162ZM162 126H161V128H162ZM210 126V127H209ZM164 127H165V125H164ZM207 127H209V129L207 128ZM237 128H238V126H236ZM240 127V126H239ZM43 128H45L44 126H43ZM65 127L64 126H62V129H64ZM118 128H116V133H114V134H111V136H113V137H115V138H113V140L111 141L112 143H113V141H117V142H121L122 140H124L123 138H121L120 139V137H118L119 135H121V131L119 132V130H118ZM40 129V128H39ZM62 129H60L59 131L61 132V133H64L65 134V131L63 132V131H61ZM111 129V128H110ZM125 129H129V127L128 126H125ZM202 129V130H201ZM208 129V130H207ZM118 130V131H117ZM235 130H237L238 132H239V130L238 129H236L235 128ZM3 131V132H4ZM194 131V134L192 133ZM198 133H197V132ZM200 131V132H199ZM212 131V132H211ZM40 132H43V133H45V129H40V130H37V132H35V133H40ZM117 132H119V135H118V133ZM214 132V133H213ZM4 134V133H3ZM34 134V133H33ZM33 134H32V136H33ZM42 133H40V134H36L35 136H37V137H34V139L33 140H36V141H38V138H40V135H41ZM16 135V134H15ZM23 134L21 133V136H22ZM214 137H213V136ZM20 135H19V137H21ZM221 136V137H220ZM15 137L16 136H14L12 139L10 138L9 140H12V142L11 141H8V140H5V138L3 139V138H1L0 139V143H2V142H4L5 143V145H15V143H18V142H20L19 140H20V138H17L16 137V139H15ZM211 137L213 138V139H211ZM222 137H224V138H222ZM36 138V139H35ZM118 140H117V139ZM215 138H216V140H215ZM218 138V139H217ZM8 139V138H7ZM19 139V140H18ZM187 139V140H188ZM193 139H195V140H193ZM219 139H220V141H219ZM6 142H5V141ZM120 140V141H119ZM198 141V144H197V141ZM222 140V141H221ZM2 141V142H1ZM82 141V140H81ZM195 141H196V143H195ZM212 141V142H211ZM8 142V143H7ZM96 142H98V141H96ZM102 142V145L100 144ZM106 142H108V141H106V139L105 140H102V141H100V143H99V145H101L102 146V148H105V145H106V147H107V144H104V143H106ZM110 141L108 142V144L110 143V144H112ZM168 142V141H167ZM215 142V143H214ZM4 143H2V144H4ZM98 143H96L95 144V150H99V149H102V148H100L101 146H99L98 145ZM207 143H209V144H207ZM210 143H211V146H210ZM213 143V144H212ZM219 143V144H218ZM188 144H190V142H188ZM92 145V144H91ZM90 144L87 146V145H83V146H70V147H68L66 150H64L63 152H61V153H63L64 155H63V157H65V154H68V156L66 155V157H69L70 156V159L71 158H76L77 156H81V155H83V156H85L86 154H88V156L87 157H89V158H87L86 156H85V158H86V160L84 161V163L85 164H83L84 166H83V168H82V170L81 171H79V172H75L76 174H74V175H70V174H72L71 172H69V175L71 176H68L69 178H70V180H71V178H73L72 179V183H73V185H71V186H68L69 185V183L67 184V182L65 181V179H63L64 181H65V183H64V181L62 180V182H61V180H59L58 182H55V184L54 183H52V184H54L56 187L55 188H53L54 187V185L52 186V184L49 186L50 188V190L52 191V193H54V189H56V190H58L57 192H59V188H61V184H62V187H64L63 189L61 188V191L63 190V192H65V191H68V188L66 189V187L68 186L69 187V191H68V195L70 194V193H72V194H74L75 196H80V198L83 200V202L84 203H89V200L91 199L90 197H88V196H86L87 194L89 195V194H93L94 196H97V197H99V198H102V197H104L105 198V196H104V193H103V190L101 191V190H99L98 192H102L101 194H96L95 195V193H86L85 192V187L84 186H88V185H86V183L85 182H83V180H89L90 181V179L89 178H91V177H96V175H100L102 178H101V180H102V182H103V184H104V186H105V188H106V186H107V188H108V186L112 189H114L115 187H118L119 185H120V182L121 183H125V176L124 175H127L128 174V171L127 170H123V166H124V162H123V158L121 159V160H118V158L115 156H110V155H105L104 157H103V163L102 162H100V163H98L97 161L95 162V161H92L91 159L92 158H90V156H89V154H92L93 152H95V150H94V147L92 148V146H91ZM202 145V146H201ZM217 145H219V146H217ZM110 146V145H109ZM142 146V145H141ZM205 147V148H201V147ZM210 146V147H209ZM82 147H83V149L84 150H86L87 149V147H88V149L86 150V151H84L83 149H82ZM86 149H85V148ZM213 147V148H212ZM80 148V149H79ZM143 148V149H142ZM207 148H209V149H207ZM76 149H79L78 151L79 152H77L76 151ZM83 150V151H80V150ZM139 149V150H138ZM138 149H136L135 150V152H134V156L133 157H141L143 160L142 161H140L141 163H145V165L146 166H149V165H153V162H155L156 160H158V158L157 157H159V159H160V155L163 153H161V154H159V156H158V154H157V151L156 150H154L153 151V149L151 150V148L150 147H141V148H138ZM150 149V150H149ZM172 146L169 148V150H168V152H167V148H165V150H164V157H165V160L167 159L166 157L168 156V159H170L169 161H170V163L168 162L167 163V161H168V159H167V161H166V163H165V165L167 166V168L169 167L168 165L169 164H172V165H170V168H172L171 169V173H169L168 174V177L166 176V179H170V178H172V177H174V176H176V175H178L177 173L180 171L179 169H181V168H190L189 166H185L183 163H181L182 162V160L183 161H185L184 159H186L185 158V156H182V155H180L177 151H175L174 149H173V151H172ZM197 149V151L196 152H193V151H195ZM199 149L201 150V151H199ZM207 149V150H206ZM68 150V151H67ZM141 150V151H140ZM215 151H217L216 149H214ZM71 151V152H70ZM77 152V153H75V152ZM165 151H166V153L168 154V155H166V153H165ZM173 153H172V152ZM175 151V152H174ZM67 152H70V153H67ZM154 152H156V153H154ZM170 152L172 153L171 155H170ZM74 153V154H73ZM153 153V154H152ZM175 153V154H174ZM70 154V155H69ZM73 154V155H72ZM191 155V156H192ZM57 156H59V157H56V159L58 160V158H60L59 160H61V158H63L62 157V155L60 156V155H57ZM172 156H174V157H172ZM190 156V157H191ZM202 156H203V158L205 159V160H203L202 159ZM202 156H198V158H196V160H195V162H198V165H201V166H208V163H205L206 161L208 162V159H210V158H208V157H206L205 158V156L204 155H202ZM178 157V158H177ZM55 159V160H56ZM135 159V158H134ZM179 159H181L180 160V162H179ZM200 159H201V161H200ZM76 160V159H75ZM91 160V161H90ZM135 160H137V159H135ZM162 160L164 161V158L162 157ZM137 161H139V160H137ZM175 163H174V162ZM47 161H42L41 163L43 164V165H45V164H47L46 163ZM177 162H178V164H177ZM40 162H38V167L39 166H43L41 163L39 164ZM45 163V164H44ZM181 163V164H180ZM100 164H101V166H100ZM149 164V165H148ZM173 165H174V168H173ZM177 165V166H176ZM23 166V165H22ZM178 166H180V167H178ZM19 167H21V164L17 167L18 169H19ZM179 168V169H177V168ZM22 168V167H21ZM17 169V170H18ZM27 169L28 168H26V166H23V168L22 169H19L17 172L19 173L18 175H20L21 173H24V172H26L27 171ZM174 169V170H173ZM175 169H176V171H175ZM23 170V171H22ZM179 170V171H178ZM21 171V172H20ZM126 171H127V174H126ZM93 173V174H92ZM163 173V172H162ZM62 175H63V173H61ZM81 174H84V176H81ZM122 174V175H121ZM172 174H174V175H172ZM61 175V176H62ZM171 175V176H170ZM23 176V175H22ZM134 177L135 176H137V174H135L134 173V175H133ZM169 176H170V178H169ZM63 177V176H62ZM65 177V176H64ZM120 177V178H119ZM124 180V181H123ZM171 180V179H170ZM172 180H173V178H172ZM171 180V181H172ZM107 182V183H106ZM127 182V181H126ZM174 181H172V183H173ZM60 183V185H59V187H58V184ZM137 183L139 184V183H142V184H144V182H141L140 181V179H138V181H137ZM137 183H134V187L133 188H136L137 187ZM171 183V184H172ZM35 184H36V181L33 183V191L34 190H36L38 187L37 186H35ZM65 184H67V186L65 185ZM127 184V183H126ZM52 186V187H51ZM136 186V187H135ZM52 188H53V190H52ZM66 189V190H65ZM71 189V190H70ZM164 189V188H163ZM50 190H49V193H48V195H50ZM139 190V188L138 189H136V191H138ZM60 191V192H61ZM135 191V192H136ZM56 191H55V193H57ZM85 192V194H83ZM108 194L106 195L107 197V200H106V202H107V209H108V207H109V210H111L112 212H113V207L117 204V202L118 201H120L119 200V198H117V197H119L118 195H115L114 194V191H110V189H108ZM6 193V194H5ZM51 193V194H52ZM133 194V193H132ZM5 197H4V196ZM9 196L11 197V196H13V194L11 193V192H7V191H1V194H0V198H1V200H0V202L2 201V203L4 202V203H6L10 198H9ZM110 196L112 197V198H110ZM8 197V198H7ZM114 197V198H113ZM7 199V200H6ZM108 199L110 200V201H108ZM152 199H150V203L148 204V205H146V207H149V211L146 213V216L148 215L149 217H154L152 214H155L156 215V213H157V208H155L154 207V211L153 210H151L152 209V206H153V204L154 203H152ZM113 204V205H112ZM207 210H211V208H209V206L207 207H205ZM124 210V212L123 213H121V212H118L116 215H119L118 217H121L122 215L124 216V215H129L128 213H127V211L128 212H130V211H133L134 209H131V208H128V209H130V211L129 210H127V208H123ZM152 212V213H151ZM154 212H156V213H154ZM25 218H27L25 215H21L20 217H21V219L23 220V219H25ZM144 217V216H143ZM72 218V217H71ZM115 216H112V219H111V222L109 223V224H112V222H114L115 221ZM6 219H8V221H10V220H12V218H9V217H6ZM114 220V221H113ZM131 221H133V219H131V218H127L126 219V221H124V222H119V223H116V224H118L119 226H121L122 228H124L123 229V231L125 232V230L126 231H129V230H131L130 229V225L132 224V222ZM113 225H115V223H113ZM82 225H78V232H79V238H77V240L76 241H78V244H79V240L78 239H80V240H83V238L84 237H81L82 235H81V233H80V230H81V232H83L84 230H83V226L81 227ZM80 227V228H79ZM126 227V228H125ZM80 229V230H79ZM42 232H37V235H39V237H40V234H41ZM84 234V233H83ZM8 237L7 235H4V237ZM25 236V238H27L28 236L27 235H24ZM4 238L0 235V241H2ZM103 240V239H102ZM26 240L24 239L23 240V242H25ZM50 242H51V240H50ZM24 244V246H26L27 244H29V243H23ZM22 244V245H23ZM82 244H84V245H86V246H89L90 244H89V242H82ZM223 264H225V263H223Z\"/></svg>",
    "mask_w": 264,
    "mask_h": 264
}]
</instances>
